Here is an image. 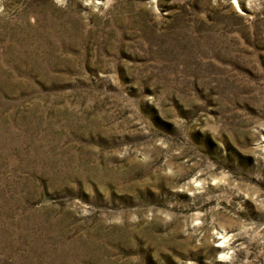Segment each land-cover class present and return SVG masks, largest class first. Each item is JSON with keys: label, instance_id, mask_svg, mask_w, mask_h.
I'll return each mask as SVG.
<instances>
[{"label": "rangeland", "instance_id": "obj_1", "mask_svg": "<svg viewBox=\"0 0 264 264\" xmlns=\"http://www.w3.org/2000/svg\"><path fill=\"white\" fill-rule=\"evenodd\" d=\"M0 264H264V0H0Z\"/></svg>", "mask_w": 264, "mask_h": 264}]
</instances>
